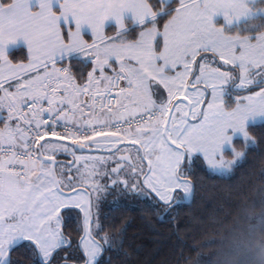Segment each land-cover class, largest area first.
<instances>
[{
  "label": "snow or ice",
  "instance_id": "6c2138e0",
  "mask_svg": "<svg viewBox=\"0 0 264 264\" xmlns=\"http://www.w3.org/2000/svg\"><path fill=\"white\" fill-rule=\"evenodd\" d=\"M129 20L140 27L130 40ZM20 43L26 63L10 59ZM74 55L90 58L86 76L57 66ZM229 84L248 94L226 102ZM2 111L0 264H20L11 253L21 242L39 264H55L61 250L63 264H100L91 200L79 189L100 191L101 168L113 162L117 177L127 169L133 189L142 177L165 205L178 190L190 203L186 157L202 153L224 169L236 162L224 160L233 137L251 141L249 122L264 118V0H0ZM69 208L84 213L78 256L62 231ZM251 230L264 234V215ZM236 264H264V241Z\"/></svg>",
  "mask_w": 264,
  "mask_h": 264
},
{
  "label": "trees",
  "instance_id": "16d2710c",
  "mask_svg": "<svg viewBox=\"0 0 264 264\" xmlns=\"http://www.w3.org/2000/svg\"><path fill=\"white\" fill-rule=\"evenodd\" d=\"M9 53L15 63L27 57L22 46ZM67 63L73 74L85 76L90 66L79 57ZM248 132L250 142L234 141L243 155L228 174H214L202 163L192 174L186 171L194 185L190 203L183 199L165 205L155 198L129 196L101 218L97 233L108 240L100 264H236L240 255L264 241V234L251 230L264 215V122L249 125ZM26 243L11 253L12 259L39 264Z\"/></svg>",
  "mask_w": 264,
  "mask_h": 264
},
{
  "label": "flooded vegetation",
  "instance_id": "af4514ba",
  "mask_svg": "<svg viewBox=\"0 0 264 264\" xmlns=\"http://www.w3.org/2000/svg\"><path fill=\"white\" fill-rule=\"evenodd\" d=\"M259 22V21H257ZM247 92L244 91H230V94H228L225 97V101L226 102H231L234 101L235 99L231 98V94L234 95H244ZM236 140V139H235ZM85 152L87 154H106V153H101L98 150H85ZM134 153V150H133ZM79 154V153H78ZM227 154V152H226ZM65 156V158H64ZM58 159L62 162L70 160L71 157L70 156H66L64 154H61L58 156ZM187 159H185V164L182 165V171H185V169L187 168H194L198 165H200L201 163L204 165V163L198 159H192L190 162L187 163ZM115 164L113 162H109L105 167L107 169V172L109 173L107 176L104 175H98L96 178H100L101 181H97L98 184L101 186V190L98 192L92 191V189L88 188V187H82L84 190L87 191V193L89 194L88 197L91 200V231L93 236L95 237V239L102 245V252L103 249L105 248V245L107 244V242H105V240L103 239L102 236H100L97 233V227L98 224L101 220V218H105L111 214L114 213L115 211V207H119L120 204H122V201L125 200V198L129 197V198H133L134 196H139V197H146V198H155L157 201L159 200V202L163 203L162 201H160L159 197L156 196V194L154 192H152L151 190L149 191L150 194L145 196H140L138 193H130L128 192L126 189L128 187H125L122 183H119V180H124V179H131L128 170L124 169L121 175V173L119 174V177H117L114 174H111V168L114 167ZM205 166V165H204ZM185 175L187 176V172L185 171ZM187 178L190 180V182L192 183L191 179L187 176ZM113 179H117L118 182L117 184L113 185L112 180ZM103 181V182H102ZM80 188V189H82ZM145 190V189H144ZM182 194L180 199H174V201L172 202L173 204H175L174 202L180 201L184 199V193L180 192ZM175 194H174V198H175ZM164 204V203H163ZM62 231L65 235L66 238L70 239L72 241V248L75 247L76 245L80 243L81 237H83L84 235V214L78 209V208H69V209H64L62 210ZM101 252V254H102ZM62 253H64L63 250H61L60 253V257L62 256ZM80 254V253H79ZM78 254V255H79ZM59 257V260L57 262V264H62L63 261H61Z\"/></svg>",
  "mask_w": 264,
  "mask_h": 264
},
{
  "label": "rangeland",
  "instance_id": "374dc122",
  "mask_svg": "<svg viewBox=\"0 0 264 264\" xmlns=\"http://www.w3.org/2000/svg\"><path fill=\"white\" fill-rule=\"evenodd\" d=\"M218 19V22L219 23H223V21H222V18H217ZM253 23H259V22H257V21H254ZM135 27H137L136 28V30L135 31H129V30H132L133 28H135ZM113 30H114V28H113ZM139 30H140V27L139 26H128V35L125 37L126 39H132V33L133 32H135V33H137L138 34V32H139ZM114 32V31H113ZM112 35H114V34H112ZM112 35H110V36H112ZM78 57H80V56H78ZM83 59H85V60H88L89 62H90V58H85V57H83V56H81ZM214 66H219V67H221V70L222 71H225V70H231V68H230V66H226V65H222V62H219V61H217L216 62V64L214 65ZM91 70V64H90V66H89V70L88 71H90ZM110 71V70H109ZM225 87V90H226V95H225V97L228 95V94H230V91H238V90H236V89H234L230 84L229 85H225L224 86ZM210 92H211V90L209 89L208 90V96H207V99L208 100H210L211 99V95H210ZM246 94H248V93H245L244 95H246ZM165 96H166V93H165ZM231 98L232 99H235L236 98V95H234V94H231ZM205 107H206V105H205ZM260 122H264V118H257L255 121H250L249 122V125H251V124H257V123H260ZM235 139H240V140H242V141H244L243 140V138L240 136V135H237V136H235V137H233V142H232V145L231 146H226V148H225V151H224V160H225V162H232V161H236L235 163H233V164H228V163H226L225 164V167H224V169H211L209 166H208V164H207V161L206 160H204V158H203V154L202 153H196V154H193V156H192V158L189 160L187 157H186V159L188 160L187 161V163L188 162H190L192 159H195V158H198V159H200L203 163H204V165H205V167L210 171V172H212V173H214V174H219V175H226V174H228L232 169H233V167L238 163V160L240 159V157L238 158V157H236L235 155H234V152H233V149H234V151L236 152V153H242L240 150H236L235 148H234V141H235ZM65 143H68L67 141H65ZM226 152H227V154H226ZM134 154V153H133ZM91 155H100V154H91ZM104 155H106V154H104ZM64 158H65V156H64ZM101 173H103V172H105V171H107V169H106V167L104 166L103 168H101ZM123 172V171H122ZM121 175H122V173H121ZM142 180H143V178L141 177V182L137 185V187L135 188V189H133L132 187H131V185H132V183H134L135 181L132 179V181H131V179H129L128 181H129V186H128V188L126 189L128 192H130V193H132V192H134V193H138L140 196H145L146 195V193H147V195H149L150 194V190L151 189H149V188H147V187H145L144 185H143V183H142ZM97 181H101L100 180V178L98 177V178H96V182ZM103 182V181H102ZM98 183V182H97ZM82 187H88L87 185H84V186H82ZM81 187V188H82ZM88 188H90V187H88ZM91 189V188H90ZM145 189V190H144ZM80 191H86V190H84L83 188L82 189H79ZM180 192H183V190H178L177 192H175L174 194L176 195L175 196V198H177V199H180L181 198V196H182V194L180 193ZM184 193V192H183ZM174 194H173V196H174ZM185 195V194H184ZM86 199H89V197L87 196L86 197ZM80 210V209H79ZM81 211V210H80ZM82 212V211H81ZM83 213V212H82ZM84 214V213H83ZM84 235H85V233H84ZM83 235V236H84ZM81 250H82V245H81ZM69 252H72V254L74 255V256H78V254L80 253L79 251H77L76 250V248L75 247H73V248H70L69 250H68ZM65 255H67V253L66 252H64V253H62V256H65ZM63 264V263H62ZM69 264H75V262L74 261H70L69 262Z\"/></svg>",
  "mask_w": 264,
  "mask_h": 264
},
{
  "label": "crops",
  "instance_id": "0c3cea01",
  "mask_svg": "<svg viewBox=\"0 0 264 264\" xmlns=\"http://www.w3.org/2000/svg\"><path fill=\"white\" fill-rule=\"evenodd\" d=\"M126 24L128 25V26H133L132 24H131V22H130V20L129 21H126ZM135 26V25H134ZM109 27H112V28H114V30H112L111 31V33H107V28H109ZM114 31V32H113ZM105 33H106V35H108V36H110V35H112V34H114L115 33V24H114V22H112V21H109L106 25H105ZM18 46H22V47H24L25 49H26V46L23 44V43H20V44H18V45H15V46H11L10 48H9V51L11 50V49H13V48H16V47H18ZM26 51H27V49H26ZM73 57H78L77 55H74ZM79 58H81V59H83L81 56L79 57ZM67 60L68 59H66V60H64V61H59L58 62V67H69L68 66V63H67ZM83 60H85V59H83ZM86 61H88V60H86ZM22 62H27L26 60L25 61H22ZM15 63V62H14ZM46 106V105H45ZM7 115V112L6 111H2V112H0V127H2L3 125H2V121H3V119H4V117Z\"/></svg>",
  "mask_w": 264,
  "mask_h": 264
},
{
  "label": "built area",
  "instance_id": "2783aa9c",
  "mask_svg": "<svg viewBox=\"0 0 264 264\" xmlns=\"http://www.w3.org/2000/svg\"><path fill=\"white\" fill-rule=\"evenodd\" d=\"M45 119H47V114H45ZM57 131H58V132H63V122H60V123L57 125Z\"/></svg>",
  "mask_w": 264,
  "mask_h": 264
}]
</instances>
